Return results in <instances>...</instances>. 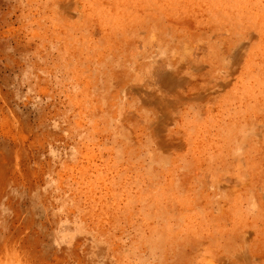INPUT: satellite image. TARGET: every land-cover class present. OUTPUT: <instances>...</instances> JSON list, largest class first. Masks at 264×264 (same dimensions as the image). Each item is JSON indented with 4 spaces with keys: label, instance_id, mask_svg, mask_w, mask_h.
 <instances>
[{
    "label": "rangeland",
    "instance_id": "obj_1",
    "mask_svg": "<svg viewBox=\"0 0 264 264\" xmlns=\"http://www.w3.org/2000/svg\"><path fill=\"white\" fill-rule=\"evenodd\" d=\"M0 264H264V0H0Z\"/></svg>",
    "mask_w": 264,
    "mask_h": 264
}]
</instances>
